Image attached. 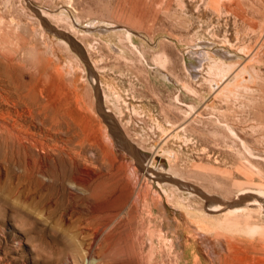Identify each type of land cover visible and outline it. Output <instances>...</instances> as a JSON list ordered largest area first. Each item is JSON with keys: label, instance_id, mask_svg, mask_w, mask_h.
<instances>
[{"label": "rangeland", "instance_id": "374dc122", "mask_svg": "<svg viewBox=\"0 0 264 264\" xmlns=\"http://www.w3.org/2000/svg\"><path fill=\"white\" fill-rule=\"evenodd\" d=\"M0 65L1 112L40 79L78 128L0 131V264H264V0H0Z\"/></svg>", "mask_w": 264, "mask_h": 264}, {"label": "bare ground", "instance_id": "6f19581e", "mask_svg": "<svg viewBox=\"0 0 264 264\" xmlns=\"http://www.w3.org/2000/svg\"><path fill=\"white\" fill-rule=\"evenodd\" d=\"M41 10V16H46L45 15V12L43 11V9H40ZM44 12V13H43ZM77 21H81V19H79V18H77L76 19ZM95 25V24H94ZM106 27H107V25H105ZM108 26L109 27H111L112 28V25L111 24H108ZM95 27H97V26H95ZM51 29H53V28H51ZM95 29V28H94ZM97 30H100V31H103L105 28H104V25H103V27L101 26V27H97L96 28ZM57 31V29H55L54 30V32H56ZM109 31V30H108ZM104 32H106V31H104ZM59 33H61V32H59ZM129 35H131V34H133V32H131L130 30H129ZM60 35V34H59ZM66 41V40H65ZM64 43H66V42H64ZM68 43V42H67ZM66 43V44H67ZM164 52V51H163ZM211 54V53H210ZM210 56V55H209ZM162 57V56H161ZM200 57V56H199ZM231 57V56H230ZM164 58V57H163ZM161 59V58H160ZM212 60V59H211ZM215 61V60H214ZM220 61V60H219ZM223 60H221V62H222ZM200 62V61H199ZM201 62H202V60H201ZM225 62V61H224ZM209 63H210V61H209ZM214 63V62H213ZM215 63H217V61L215 62ZM212 64V63H211ZM224 64V65H223ZM222 65L223 66H228V65H230L229 63H223ZM231 64H233V63H231ZM8 65H10L9 63H8ZM212 65H215V64H212ZM233 65H236V64H233ZM240 65V64H239ZM209 66H211V65H209ZM222 66V67H223ZM242 66V65H241ZM241 66H237L236 65V67H238L239 68V70L242 68ZM196 69H198L199 68V66H198V64L196 65V66H194ZM222 67H220V68H222ZM230 67V66H229ZM236 67H234L233 69L236 71ZM193 68V67H192ZM212 68V67H211ZM243 68H245V67H243ZM243 68H242V72H243ZM233 69L231 70V71H233ZM221 70V69H220ZM238 70V71H239ZM245 70V69H244ZM9 71V68H6V67H4V65L2 66V65H0V74L1 75H3V74H5L6 75V73ZM241 72V73H242ZM248 72V71H247ZM193 73V72H192ZM236 73H238V72H236ZM227 74V73H226ZM225 74V75H226ZM231 74H232V72H231ZM233 74H235V73H233ZM193 75H195V74H193ZM238 75H240V73H238ZM238 75H236V77L238 76ZM91 82H92V84L93 85H95V87H97L98 86V84L96 83V81H95V79L97 80V78L95 77V79L93 78V75L91 74ZM197 76V75H196ZM52 76L50 75L49 76V78H51ZM235 77V76H234ZM226 78V77H225ZM225 80V79H224ZM230 79L228 78V81H229ZM41 80L39 79L37 82H36V84L34 85V90H32V91H28V90H26V87H25V91L21 88V86H22V81H21V79H18V81H17V90L16 91H18L17 93H18V96H17V99H18V101H19V103L18 102H15V103H18L19 105H20V107L18 108L17 107V114H13V112H11L10 110H6V111H4V109H2V112L0 113V120L2 119V122H1V126H0V131H3L4 130V132H5V134H4V138H2V139H5V136H6V133H7V136H8V134L10 133V135L9 136H15V138L17 139V142L20 144L19 146H21V145H23L24 147H27V143H29L28 145H29V147H30V145L31 146H35L36 145V142L37 141H35V140H32V138H33V132H31L30 131V129H29V124H28V122H30V124L31 123H34V122H36V123H40V124H42L44 127H45V129L47 130V131H49V129H51V128H56L57 130H58V128L59 129H62V130H64L65 132H67L68 134H77L78 133V128L76 129L75 128V124H73L72 125V122L68 119V117H67V115L69 114V113H67L66 112V108L68 109L69 107H67L68 105H67V102L66 101H64V97L62 98V97H59V98H52V97H49L48 95H46L45 94V91H44V89L43 88H37V83L38 82H40ZM56 81L57 82H61L62 80L61 79H59V78H56ZM223 82V81H222ZM230 82H231V80H230ZM229 82V83H230ZM234 82V81H233ZM233 82H231V83H233ZM246 82V81H245ZM224 83V82H223ZM228 83V84H229ZM218 86L220 85V84H218V83H216ZM226 84L227 83H225V85H223L222 84V86H224V87H226ZM231 85V84H230ZM14 87H16V85L14 86ZM223 87V88H224ZM241 87V86H240ZM219 88H221V87H219ZM227 88V87H226ZM23 90V91H22ZM66 90V89H65ZM28 91V92H27ZM219 91V90H218ZM9 94V97H10V95H11V93L9 92L8 93ZM78 94V93H77ZM76 94V96H75V98L76 97H78V95ZM13 96V95H12ZM37 96H41L42 97V99H38V97ZM11 98V97H10ZM40 98V97H39ZM12 99H14V98H11V102H13L12 101ZM65 100H67V99H65ZM14 103V104H15ZM16 106H17V104H16ZM0 110H1V108H0ZM66 113H67V115H66ZM69 115H71V114H69ZM26 117V121H25V118ZM27 118H29L28 119V121H27ZM69 118H70V116H69ZM71 119V118H70ZM111 119V118H110ZM71 120H73V118L71 119ZM75 122V121H74ZM35 124V123H34ZM37 125V124H36ZM36 125H35V127H36ZM39 125V124H38ZM34 127V128H35ZM41 129V128H40ZM39 130V129H38ZM62 130H60V131H62ZM34 131V130H33ZM35 131H37V128H36V130ZM39 131H41L42 132V130H39ZM63 131V132H64ZM44 132V131H43ZM1 133H3V132H1ZM0 133V134H1ZM36 133V132H35ZM34 133V134H35ZM51 133V132H50ZM83 133V132H82ZM41 134V133H40ZM39 134V135H40ZM36 135V134H35ZM8 136V137H9ZM48 135H47V133H46V135H45V137H47ZM50 136V135H49ZM83 136V135H82ZM80 134H79V137L77 138V139H74L73 138V136H71V140H70V142H71V144L73 143H76L75 145L77 146V144H78V147L79 146H83V144H82V142L84 141V139H83V137H82ZM2 137H3V135H2ZM7 137V138H8ZM37 137V136H36ZM40 137H42V135H40ZM52 137V136H51ZM82 137V138H81ZM1 138V137H0ZM43 138V137H42ZM53 138V137H52ZM9 140H10V138H8ZM35 139V138H34ZM37 139V138H36ZM40 139V140H39ZM38 140L39 141H41V138H39ZM46 139V138H45ZM45 139L44 140H42L43 142H42V146H43V149L45 148V147H49V143L47 142H44L45 141ZM68 139V138H67ZM9 140L7 141V144H8V142H9ZM14 141V140H13ZM48 141H49V138H48ZM55 141V140H54ZM68 141V140H67ZM5 142V141H4ZM49 142H51L52 143V141L50 140ZM69 142V143H70ZM54 143V142H53ZM54 144H56V142L54 143ZM53 144V145H54ZM70 144V145H71ZM52 145V146H53ZM63 145V144H62ZM69 145V144H68ZM75 145H71V146H73V147H75ZM37 147L39 146V145H36ZM35 146V148H37ZM52 146L51 147H49V149H52ZM59 146H60V144H59ZM71 146H69V147H71ZM28 147V148H29ZM56 147H58V145L56 146ZM66 147V149L68 148L67 146H65ZM78 147H76L77 149H75V151H77V152H75L74 151V149H72L74 152H75V155H76V153H78V150L80 149H82V151H84V152H86L85 151V149H83L82 147L80 148H78ZM127 147V146H126ZM31 148V147H30ZM29 148V152L31 151V149ZM38 149V148H37ZM42 149V148H41ZM56 150L57 148H53V150ZM59 149V148H58ZM57 149V150H58ZM70 149V148H69ZM69 149H67L68 151H70ZM34 150V149H33ZM32 150V151H33ZM36 150V149H35ZM40 150V149H39ZM39 150H37L38 152V154H40L41 155V151H40V153H39ZM46 150V149H45ZM19 151V150H18ZM24 153H25V151L24 150H22ZM27 151V150H26ZM31 151V152H32ZM47 151H50V150H47ZM63 151V150H62ZM45 152V151H44ZM56 152H58V151H56ZM55 152V153H56ZM63 152H65V154H68V152L65 150V151H63ZM73 152V153H74ZM88 152V151H87ZM86 152V153H87ZM28 153V152H27ZM48 153H50L51 154V152H48ZM80 153V152H79ZM26 154V153H25ZM31 154V153H30ZM29 154V155H30ZM33 154H34V152H33ZM33 154H31L30 156L32 157V158H34V156H33ZM38 154H36V152H35V154L34 155H37V157L39 158V156H38ZM44 154V153H43ZM85 154V153H84ZM83 154V155H84ZM27 155V154H26ZM26 155H24V157H27ZM46 152H45V157H46ZM56 156H57V159H58V157L59 158H61V156L62 155H64L63 153L61 154V153H56L55 154ZM59 155V156H58ZM80 155H82V152H81V154H79L77 157H80L81 158V156ZM83 155H82V157H83ZM48 156V159H49V155H47ZM53 156V155H52ZM67 156V158H68V156H73L72 155V153H71V155H70V153H69V155H66ZM76 156H74L75 158H76ZM155 156H156V158H158L159 159V167L160 166H162L163 165V167H164V164H162L161 165V159L163 158V157H161V155L160 156H158L157 154H155ZM154 156V157H155ZM23 157V158H24ZM35 158V162H36V160L38 159V158ZM42 157V156H41ZM63 157V156H62ZM65 157V156H64ZM92 157V156H91ZM69 158H72V157H69ZM68 158V159H69ZM43 159V158H42ZM47 158H45V160H46ZM51 159V161L53 162L56 158H50ZM49 159V160H50ZM62 159V158H61ZM61 159H59V160H61ZM72 159H74V158H72ZM86 159V158H85ZM153 159V158H152ZM152 159L150 160V161H152ZM164 159V158H163ZM28 160V159H27ZM30 160V159H29ZM71 159H69L68 161H70ZM77 160H79L78 158H77ZM25 161V160H24ZM34 161V160H33ZM43 161V160H42ZM56 161V163H57V160H55ZM54 161V162H55ZM72 161L73 160H71L70 162L72 163ZM75 161V160H74ZM73 161V165L75 164V162ZM110 161V160H109ZM31 162V161H30ZM45 162H47V160L45 161ZM44 162V163H45ZM60 162V164L62 165V162H63V160H61V161H59ZM66 161L64 160V163H65ZM38 163V162H37ZM42 163L43 162H40V165H41V167L43 166L42 165ZM43 163V164H44ZM48 163V162H47ZM51 163V162H50ZM56 163H53V164H55V166H56ZM158 163V162H157ZM39 164V163H38ZM38 164H34V166L36 165H38ZM52 164V165H53ZM66 164V163H65ZM65 164H64V166H65ZM76 164H77V161H76ZM47 165V164H46ZM67 165H68V163H67ZM148 165V164H147ZM150 165V164H149ZM152 165V164H151ZM32 166V163H31V165H30V167ZM54 166V167H55ZM54 167H53V170H55L54 169ZM158 167V166H157ZM36 168V170L34 169V172L35 171H37L38 169H37V167H35ZM48 168V167H47ZM71 168V167H70ZM42 170V168H40V166H39V170ZM49 169V168H48ZM52 168H50V170H51ZM155 169V168H154ZM41 170H40V172H41ZM53 170H51V172L53 171ZM62 170H64V169H62ZM155 170H157V169H155ZM44 171V170H43ZM42 171V172H43ZM56 171H57V168H56ZM75 171V170H74ZM160 171V170H159ZM41 172V173H42ZM45 172V171H44ZM53 172H55V171H53ZM38 173V172H37ZM49 173V172H48ZM80 173V172H79ZM161 173L163 174V175H165V174H171L170 173V171H166L165 172V170H161ZM177 173V172H176ZM55 174H56V172H55ZM53 175V174H52ZM152 175H154V177H156V178H158V179H164V178H167V180H169V179H174L175 177L174 176H171L170 175V177H165V176H163V175H160L159 173H152ZM33 176V175H32ZM35 176V175H34ZM45 176V175H44ZM51 178H52V176H51ZM54 179V178H53ZM79 180V179H78ZM166 180V179H165ZM174 180H177L176 178L174 179ZM183 180V179H182ZM179 181H181V180H179ZM93 183V182H92ZM177 183H181L179 186L181 187V188H189L190 186H187L186 184H184V183H182V182H177ZM40 185V184H39ZM188 185H189V183H188ZM75 186V185H74ZM192 187H194V186H191V189H192ZM50 188V187H49ZM107 188V187H106ZM194 189V188H193ZM199 190V189H198ZM94 191H95V188H94ZM93 191V192H94ZM92 192V193H93ZM249 192V191H248ZM261 192H263V191H261ZM95 193V192H94ZM255 195V197H259L260 196V198H261V200L264 202V192L263 193H255L254 194ZM243 196H244V194H243ZM246 196V195H245ZM139 197V196H138ZM95 198V197H94ZM208 198V197H207ZM244 198H246V197H244ZM129 199V198H128ZM131 199V198H130ZM213 199H211V201H212ZM215 201H214V203H211L209 206H210V208H212L213 210H216V211H218V210H220V209H223V208H226V207H231V208H237L238 206H239V204H240V202H238V201H236V202H230L231 204H223V203H220V202H216V198L214 199ZM210 201V200H209ZM227 203V202H226ZM228 207V208H229ZM242 208V207H241ZM236 210V209H235ZM240 210V209H239ZM242 211V210H241ZM128 240V239H127ZM112 246V245H111ZM121 248L123 247V246H120ZM119 247V248H120ZM116 249V248H115ZM127 249V248H126ZM121 251V253L124 251V249L123 250H120ZM121 253H119L120 255H121ZM93 263V262H92Z\"/></svg>", "mask_w": 264, "mask_h": 264}, {"label": "water", "instance_id": "95a60500", "mask_svg": "<svg viewBox=\"0 0 264 264\" xmlns=\"http://www.w3.org/2000/svg\"><path fill=\"white\" fill-rule=\"evenodd\" d=\"M31 8L37 13L39 14L40 16V12L34 7V6H31ZM42 18V22H44V24H46L49 28H53L51 30H55L56 28L51 25L44 17H41ZM58 34H62V36L68 40V42L70 43L71 47L81 56V58L84 60V62L87 64L89 70H92L94 72V70L92 69V66H91V63L88 59V57L82 53V51L80 50L81 48V44L75 39L73 38L71 35L65 33V32H62V31H56ZM61 32V33H59ZM95 73V72H94ZM95 94H96V98H97V107H98V110L100 112V114L105 118L106 122L109 124V126L112 128L111 131L113 133H116V134H122V132L120 131V128L118 126V124L116 123V121L114 120V118H112L111 114L109 112H107L105 110V108L102 106V103H101V98H102V95H101V91L99 89V87L97 86L96 89H95ZM107 116H109L112 120H109L107 118ZM130 145V144H129ZM131 149L133 150L132 146L130 145ZM135 151L138 152V149H136ZM139 152H141L139 150Z\"/></svg>", "mask_w": 264, "mask_h": 264}]
</instances>
